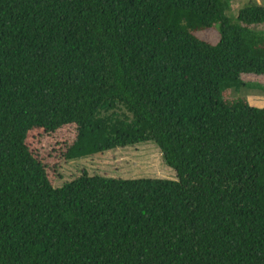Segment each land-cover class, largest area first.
Segmentation results:
<instances>
[{"label":"trees","instance_id":"trees-1","mask_svg":"<svg viewBox=\"0 0 264 264\" xmlns=\"http://www.w3.org/2000/svg\"><path fill=\"white\" fill-rule=\"evenodd\" d=\"M231 2L0 0V264H264V108L229 98L264 76V0ZM148 142L178 180L54 186Z\"/></svg>","mask_w":264,"mask_h":264},{"label":"rangeland","instance_id":"rangeland-1","mask_svg":"<svg viewBox=\"0 0 264 264\" xmlns=\"http://www.w3.org/2000/svg\"><path fill=\"white\" fill-rule=\"evenodd\" d=\"M249 1L232 0L227 16L234 24L238 23L237 18L240 9L247 6ZM256 1L259 4L263 3V0ZM252 28L254 30H264V25H256ZM194 35L198 39L216 46L220 41L219 25L216 24L212 28L199 31ZM243 80L247 83L250 82L248 86L240 90H232L229 98L247 97L251 105L264 108V105L259 104V101H264V76L256 78L254 75H243ZM74 130L73 127H70L64 135L63 140L68 145ZM50 146H52L50 142L44 141V139H34L31 145L33 152H36V155L42 160L50 157ZM61 147H63V144ZM84 171L90 176H102L111 179L153 178L178 180L176 172L165 163L161 150L154 142L119 148L69 161L63 160L60 164L59 174L55 178V188H61L65 183L80 177Z\"/></svg>","mask_w":264,"mask_h":264},{"label":"crops","instance_id":"crops-1","mask_svg":"<svg viewBox=\"0 0 264 264\" xmlns=\"http://www.w3.org/2000/svg\"><path fill=\"white\" fill-rule=\"evenodd\" d=\"M247 76V75H246ZM250 76H252V75H250ZM254 77H256V78H260V77H258V76H254ZM262 77V76H261ZM242 79H243V76H242ZM249 100V99H248ZM249 102H250V100H249ZM260 102V103H259ZM258 103L260 104V105H264V101L263 100H261V101H259ZM256 105V104H255ZM253 106V105H252ZM257 106V105H256ZM255 107V106H254ZM264 107V106H263ZM260 108V107H259ZM262 108V107H261Z\"/></svg>","mask_w":264,"mask_h":264}]
</instances>
